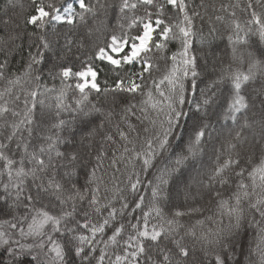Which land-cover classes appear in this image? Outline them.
Here are the masks:
<instances>
[{
    "label": "snow or ice",
    "instance_id": "6c2138e0",
    "mask_svg": "<svg viewBox=\"0 0 264 264\" xmlns=\"http://www.w3.org/2000/svg\"><path fill=\"white\" fill-rule=\"evenodd\" d=\"M0 264H264V0H3Z\"/></svg>",
    "mask_w": 264,
    "mask_h": 264
},
{
    "label": "trees",
    "instance_id": "16d2710c",
    "mask_svg": "<svg viewBox=\"0 0 264 264\" xmlns=\"http://www.w3.org/2000/svg\"><path fill=\"white\" fill-rule=\"evenodd\" d=\"M2 3H3V0H0V4H2ZM219 47H221V48H222V47H223V45H222V44H220V45H219ZM214 50H215V49H214ZM209 71H211V68H209Z\"/></svg>",
    "mask_w": 264,
    "mask_h": 264
}]
</instances>
